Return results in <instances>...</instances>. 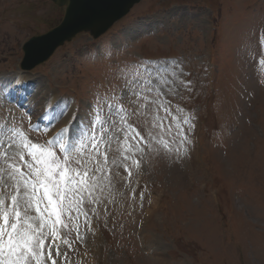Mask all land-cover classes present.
<instances>
[{
  "label": "rangeland",
  "instance_id": "obj_1",
  "mask_svg": "<svg viewBox=\"0 0 264 264\" xmlns=\"http://www.w3.org/2000/svg\"><path fill=\"white\" fill-rule=\"evenodd\" d=\"M64 12L51 0H0V113L15 117L0 130V174L27 171L31 163L26 156L6 164L7 143L22 139L17 129L45 147L58 133L60 140L69 133V147L99 142V190L77 194L82 203L72 213L71 247L61 245L69 264H162L140 249L141 235L157 239L171 264H264V0H142L104 37L80 34L27 72L30 89L15 94L3 78L21 71L24 43L57 26ZM143 55L150 59L141 62ZM129 80L140 92L135 103L120 100ZM52 98L67 111H56ZM181 103L191 112L185 136ZM197 115L200 160L192 167L185 154L192 152ZM12 184L0 180V207H12ZM157 192L162 204L141 231L147 198ZM92 223L103 228L101 244ZM223 226L230 232L221 234Z\"/></svg>",
  "mask_w": 264,
  "mask_h": 264
},
{
  "label": "snow or ice",
  "instance_id": "obj_2",
  "mask_svg": "<svg viewBox=\"0 0 264 264\" xmlns=\"http://www.w3.org/2000/svg\"><path fill=\"white\" fill-rule=\"evenodd\" d=\"M124 74L123 69L117 70V78ZM133 83L135 80L125 81L122 88L125 95L120 97L121 102L135 103L132 97L139 96L140 92L130 87ZM102 99L97 97V105ZM14 118V113H0V121L5 122L0 123V130L10 126ZM16 134L22 139L19 142L12 139L7 143L4 153L6 164L17 158L24 161L22 149L27 150L32 163L27 164V171L15 167L14 170L7 169V177L0 174V180L13 181L9 186L16 193L10 196V209L0 207L3 216V223L0 224V264H57L58 259H62L63 264H69L67 252L61 245L71 247L68 237L72 213L78 211L82 203L77 194L91 196L92 192L99 190V181L95 179L97 173L103 171L96 160L102 155L99 142L93 137L87 145L81 141L69 147L58 139V133L53 142L45 147L28 140L19 129ZM0 147L4 145L0 144ZM89 148L91 151H88ZM58 153L64 154V158L59 159ZM107 160L105 155L104 163ZM112 164L121 166L115 159ZM3 203V195H0V205ZM76 238L83 239L78 232Z\"/></svg>",
  "mask_w": 264,
  "mask_h": 264
},
{
  "label": "water",
  "instance_id": "obj_3",
  "mask_svg": "<svg viewBox=\"0 0 264 264\" xmlns=\"http://www.w3.org/2000/svg\"><path fill=\"white\" fill-rule=\"evenodd\" d=\"M54 1L59 6H67L65 19L59 27L25 44L23 69L30 70L46 61L57 48L81 31H90L96 37L101 35L140 0Z\"/></svg>",
  "mask_w": 264,
  "mask_h": 264
},
{
  "label": "bare ground",
  "instance_id": "obj_4",
  "mask_svg": "<svg viewBox=\"0 0 264 264\" xmlns=\"http://www.w3.org/2000/svg\"><path fill=\"white\" fill-rule=\"evenodd\" d=\"M89 35H90V33H88ZM91 36V35H90ZM21 68V67H20ZM22 69V68H21ZM24 73L25 72H22V70H21V73L17 76V78H18V80H17V78H12V80H10L8 83L7 82H5L4 83V85L5 86H8V87H10V88H8L9 90H15V89H17V88H19V89H24V88H27L28 86L26 85V79H25V77H24ZM15 80H17V81H15ZM25 86V87H24ZM2 87V86H1ZM3 89H5V88H3L2 87V90ZM8 90V91H9ZM11 92V91H10ZM3 96V95H2ZM1 95H0V98L2 97ZM4 97V96H3ZM6 98V97H5ZM5 101H7V99H5ZM58 106H57V109H56V111H62L63 113H65V111H67V106H66V104H65V102H61V103H59V104H57ZM52 114V112L50 113V115ZM50 115H49V117H50Z\"/></svg>",
  "mask_w": 264,
  "mask_h": 264
}]
</instances>
